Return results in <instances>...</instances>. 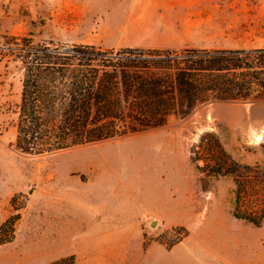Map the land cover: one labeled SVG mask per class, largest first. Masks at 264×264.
Returning a JSON list of instances; mask_svg holds the SVG:
<instances>
[{
	"label": "rangeland",
	"instance_id": "obj_1",
	"mask_svg": "<svg viewBox=\"0 0 264 264\" xmlns=\"http://www.w3.org/2000/svg\"><path fill=\"white\" fill-rule=\"evenodd\" d=\"M158 15L155 6L124 0H0V224L20 215L16 240L0 247V264L55 262L40 255L71 250L75 211L94 200L111 208L118 198L137 196L128 185L147 173L169 209H190L183 227L194 253L185 264H264V224L234 216L264 206V101L200 105L161 128L52 155L16 149L24 65L12 49L22 39L119 49L144 36V18ZM168 17V40L183 38L185 29L186 43L203 49L264 48V0H186ZM166 210L152 211L156 225L145 226L146 244L163 245L159 264L175 261L165 250L179 238L174 228L180 226L163 222Z\"/></svg>",
	"mask_w": 264,
	"mask_h": 264
},
{
	"label": "trees",
	"instance_id": "obj_2",
	"mask_svg": "<svg viewBox=\"0 0 264 264\" xmlns=\"http://www.w3.org/2000/svg\"><path fill=\"white\" fill-rule=\"evenodd\" d=\"M22 41L12 51L24 65L15 146L25 155H52L158 129L171 116L187 118L204 104L264 101V48L169 51ZM244 185L241 180L236 192L239 206ZM234 216L259 227L264 206ZM19 220L15 214L0 224V247L16 240ZM174 230V245L188 236L184 227ZM51 264H75V258Z\"/></svg>",
	"mask_w": 264,
	"mask_h": 264
},
{
	"label": "crops",
	"instance_id": "obj_3",
	"mask_svg": "<svg viewBox=\"0 0 264 264\" xmlns=\"http://www.w3.org/2000/svg\"><path fill=\"white\" fill-rule=\"evenodd\" d=\"M127 5L139 8L155 6L158 17L144 18V36L135 40V43L119 45V48H143L169 51H181L185 49H203L202 46H192L186 43L184 36L188 35L185 29H181L183 38L168 40L169 12L175 7L183 6L186 0H124ZM177 25V24H176ZM174 29H179L177 26ZM151 32L159 33L158 39L149 35ZM149 35H148V34ZM116 47V46H115ZM132 173L129 171V174ZM147 175L138 185H128L138 191L133 198H118L111 208L101 201H91L88 207L75 211L71 223V232L76 236L71 250H51L40 256L47 257L48 262L74 256L75 264H143L145 261L159 264V247L163 246L156 241L146 244L145 226L147 222L157 219L152 211L158 208L166 210L163 220L165 225L186 226L190 216L189 208L179 210L169 209L166 201L162 200L158 193L161 187L155 185ZM155 214H158L157 212ZM185 228V227H184ZM191 236L188 235L181 242L170 249H166L168 258L175 261L172 264H185L194 250L189 246ZM39 256V255H38ZM37 256H34L35 258Z\"/></svg>",
	"mask_w": 264,
	"mask_h": 264
},
{
	"label": "water",
	"instance_id": "obj_4",
	"mask_svg": "<svg viewBox=\"0 0 264 264\" xmlns=\"http://www.w3.org/2000/svg\"><path fill=\"white\" fill-rule=\"evenodd\" d=\"M151 225H152V226H155V225H156V223H155V222H152V223H151Z\"/></svg>",
	"mask_w": 264,
	"mask_h": 264
},
{
	"label": "bare ground",
	"instance_id": "obj_5",
	"mask_svg": "<svg viewBox=\"0 0 264 264\" xmlns=\"http://www.w3.org/2000/svg\"><path fill=\"white\" fill-rule=\"evenodd\" d=\"M259 139H261V138H259Z\"/></svg>",
	"mask_w": 264,
	"mask_h": 264
}]
</instances>
